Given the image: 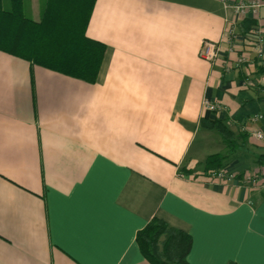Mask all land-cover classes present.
I'll return each mask as SVG.
<instances>
[{
    "label": "crops",
    "instance_id": "crops-1",
    "mask_svg": "<svg viewBox=\"0 0 264 264\" xmlns=\"http://www.w3.org/2000/svg\"><path fill=\"white\" fill-rule=\"evenodd\" d=\"M84 33L104 45L92 82L0 51V264H150L135 233L153 217L189 235L187 264H264V6L94 0Z\"/></svg>",
    "mask_w": 264,
    "mask_h": 264
},
{
    "label": "trees",
    "instance_id": "trees-1",
    "mask_svg": "<svg viewBox=\"0 0 264 264\" xmlns=\"http://www.w3.org/2000/svg\"><path fill=\"white\" fill-rule=\"evenodd\" d=\"M0 0V51L30 63L87 82L95 78L104 45L85 36L84 30L94 0H40V16L34 21L21 11V0ZM229 150L234 139L229 130L215 124ZM221 154L208 155L204 162L221 165ZM256 162L264 163V152ZM135 241L150 264H187L188 234L157 218H151L135 233Z\"/></svg>",
    "mask_w": 264,
    "mask_h": 264
},
{
    "label": "built area",
    "instance_id": "built-area-1",
    "mask_svg": "<svg viewBox=\"0 0 264 264\" xmlns=\"http://www.w3.org/2000/svg\"><path fill=\"white\" fill-rule=\"evenodd\" d=\"M221 2L224 7H231L234 10V12L237 13L238 15H246V14L255 15L259 7L264 6V0H238L236 2H227L225 0H221ZM231 31L232 30L230 26L225 27L223 32L224 36L230 35ZM259 42H260L259 31L257 29H251V36L248 38L247 43L251 47V50L257 56L261 55ZM217 50L218 47L215 41L203 39L201 41V45L199 48V56L208 62H213L216 58ZM239 60L241 59H238V61ZM202 104L209 109H218L220 106L218 103L211 102L206 99H203ZM259 117H260L259 115L252 116L250 117V121H255ZM248 133L257 142L264 141V134L258 127L249 128ZM208 175L218 179H230L234 176L233 173H228L224 171L222 168L218 170H211L208 172ZM242 180L250 184H254L258 180V177L255 173L244 172L242 175Z\"/></svg>",
    "mask_w": 264,
    "mask_h": 264
}]
</instances>
